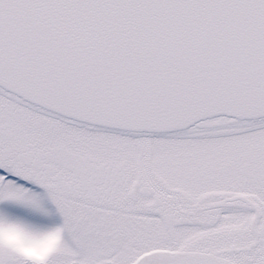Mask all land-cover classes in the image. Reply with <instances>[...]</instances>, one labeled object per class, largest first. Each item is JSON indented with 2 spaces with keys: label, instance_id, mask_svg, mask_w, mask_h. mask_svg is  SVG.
I'll use <instances>...</instances> for the list:
<instances>
[{
  "label": "snow or ice",
  "instance_id": "snow-or-ice-1",
  "mask_svg": "<svg viewBox=\"0 0 264 264\" xmlns=\"http://www.w3.org/2000/svg\"><path fill=\"white\" fill-rule=\"evenodd\" d=\"M0 227L57 234L42 264H264V0H0Z\"/></svg>",
  "mask_w": 264,
  "mask_h": 264
},
{
  "label": "clouds",
  "instance_id": "clouds-1",
  "mask_svg": "<svg viewBox=\"0 0 264 264\" xmlns=\"http://www.w3.org/2000/svg\"><path fill=\"white\" fill-rule=\"evenodd\" d=\"M58 244L59 236L55 233L31 237L10 227H0V245L19 250L31 258L34 264H42Z\"/></svg>",
  "mask_w": 264,
  "mask_h": 264
}]
</instances>
